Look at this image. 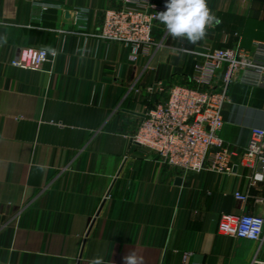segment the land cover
<instances>
[{"label": "crops", "instance_id": "obj_1", "mask_svg": "<svg viewBox=\"0 0 264 264\" xmlns=\"http://www.w3.org/2000/svg\"><path fill=\"white\" fill-rule=\"evenodd\" d=\"M119 2L0 0V264H123L132 250L144 264L264 260V235L255 241L218 228L223 214L264 218V181L242 158L252 129L264 127V87L229 88V172L174 171L132 141L166 96L148 87L190 83V51L264 43V0H207L219 23L205 39H174L160 23L156 45L136 59L131 46L93 35ZM79 7L90 10L80 26ZM25 46L55 49L54 61L41 70L12 66Z\"/></svg>", "mask_w": 264, "mask_h": 264}, {"label": "built area", "instance_id": "obj_2", "mask_svg": "<svg viewBox=\"0 0 264 264\" xmlns=\"http://www.w3.org/2000/svg\"><path fill=\"white\" fill-rule=\"evenodd\" d=\"M167 2L120 0L116 7L105 10L103 21L93 35L131 46L135 53L132 58L136 59L140 52L147 53L156 45L153 31L160 22L155 15L166 10ZM40 5L44 9L59 7L52 3ZM74 12L77 25L89 21L88 8L79 7ZM190 52L196 56L190 83L166 88L163 81L158 80L156 89L149 86V92L156 90L166 96L145 112L132 141L156 152L174 171L184 174L206 169L229 172L233 168L232 151L222 136V110L230 101L229 88L235 82L264 87V43L254 42L251 48L237 43L232 47ZM55 56L45 47L25 46L11 60V65L41 70L45 63L53 62ZM242 158L258 165L253 179L264 181V127L252 129ZM234 195L243 203L249 197L240 191ZM218 228L223 234L258 241L264 235V218L249 213L223 214ZM252 264H264V260L254 259Z\"/></svg>", "mask_w": 264, "mask_h": 264}, {"label": "clouds", "instance_id": "obj_3", "mask_svg": "<svg viewBox=\"0 0 264 264\" xmlns=\"http://www.w3.org/2000/svg\"><path fill=\"white\" fill-rule=\"evenodd\" d=\"M165 11L157 12L155 18L165 26L168 34L176 39L181 38L195 45L205 39L207 29L219 23L217 17L207 6V0H168ZM53 56L55 49L49 48ZM123 264H144L143 257L132 250L123 258ZM89 264H102L97 258Z\"/></svg>", "mask_w": 264, "mask_h": 264}, {"label": "water", "instance_id": "obj_4", "mask_svg": "<svg viewBox=\"0 0 264 264\" xmlns=\"http://www.w3.org/2000/svg\"><path fill=\"white\" fill-rule=\"evenodd\" d=\"M176 181H177V183H181L182 182V178H180V177H178V178H176ZM102 207V206H101ZM101 209V208H100Z\"/></svg>", "mask_w": 264, "mask_h": 264}]
</instances>
